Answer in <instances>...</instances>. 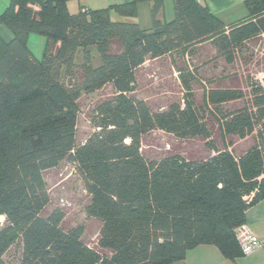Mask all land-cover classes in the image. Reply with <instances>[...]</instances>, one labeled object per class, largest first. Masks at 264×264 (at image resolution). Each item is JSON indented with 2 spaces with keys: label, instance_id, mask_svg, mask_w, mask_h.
I'll list each match as a JSON object with an SVG mask.
<instances>
[{
  "label": "trees",
  "instance_id": "trees-1",
  "mask_svg": "<svg viewBox=\"0 0 264 264\" xmlns=\"http://www.w3.org/2000/svg\"><path fill=\"white\" fill-rule=\"evenodd\" d=\"M69 1L11 0L0 15L11 34L0 37V264L14 248L19 264H171L200 245L244 255L234 230L264 199V0H244L247 17L228 27L194 0H173L169 22L163 0L76 13ZM140 3L151 5L149 29L135 21ZM30 35L45 40L41 58ZM162 61L182 96L153 110L137 80ZM108 86L76 145L78 101ZM157 132L201 149L153 154L145 143ZM63 161L99 224L95 247L50 207L44 173Z\"/></svg>",
  "mask_w": 264,
  "mask_h": 264
},
{
  "label": "rangeland",
  "instance_id": "rangeland-1",
  "mask_svg": "<svg viewBox=\"0 0 264 264\" xmlns=\"http://www.w3.org/2000/svg\"><path fill=\"white\" fill-rule=\"evenodd\" d=\"M71 2H75V5L77 4L76 0H72ZM144 7L145 5L137 9L139 25L142 29L148 27L145 25L146 23L150 25L151 21L150 15L146 14L147 11L143 9ZM71 11L77 12L79 8L76 6ZM44 43L45 40L41 36H29L28 48L36 58H41ZM207 55H209V58L213 56V52L209 49ZM80 57L81 51H78L75 61L78 62ZM202 58V54H197L191 59V63L198 65ZM222 65L220 63V66ZM257 78L264 86V74L257 75ZM137 85V97L146 100L153 110L166 107L169 101L175 100L178 95L179 97L182 96L181 87L177 82V74L171 71L166 61L148 63L139 72ZM195 88L198 87L195 86ZM111 92L112 90L108 86L104 90L94 94L83 95L78 101L79 114L76 127V145L83 143L92 132L91 117L95 104L102 98L110 95ZM200 93L199 89L196 92L198 98L200 97ZM145 145H148L149 150L156 155L162 154L168 148L192 155L201 149L199 142L194 141L184 144L183 142L173 140L170 136L161 132L154 133L148 137ZM238 146H241V148L244 147L242 143H239ZM44 181L50 197V207L60 208L65 213L66 223L69 226L83 225V242L89 247H95L99 224L92 219H87L85 216L84 207L87 203L88 196L75 166L68 161H63L57 168L44 173ZM3 225L4 218L0 217V228ZM18 255L17 248H14L9 251L4 259L8 264H19Z\"/></svg>",
  "mask_w": 264,
  "mask_h": 264
},
{
  "label": "crops",
  "instance_id": "crops-1",
  "mask_svg": "<svg viewBox=\"0 0 264 264\" xmlns=\"http://www.w3.org/2000/svg\"><path fill=\"white\" fill-rule=\"evenodd\" d=\"M11 0H0V15L7 9ZM75 2L69 1L67 9L70 13L74 7L79 10H99L112 5H118L131 0H76ZM199 5L208 8L209 12L220 19L225 27L236 24L247 17V11L243 7L244 0H194ZM145 7L146 14L150 15V3H140L138 7ZM138 9V8H137ZM140 9V8H139ZM78 12V11H77ZM138 12V10H137ZM138 13L135 21L140 24ZM150 17V16H149ZM174 17L173 0H163V10L159 15V19L169 22ZM151 19V18H150ZM140 26V25H139ZM144 29H149L150 25H146ZM0 37L4 41L11 38L8 29L0 24ZM245 225L250 232L261 242H264V199L260 200L255 205L248 208L245 213ZM171 264H264V250L258 249L248 255H242L233 260H230L221 253V251L214 245H200L186 252L184 258L179 261L172 262Z\"/></svg>",
  "mask_w": 264,
  "mask_h": 264
},
{
  "label": "built area",
  "instance_id": "built-area-1",
  "mask_svg": "<svg viewBox=\"0 0 264 264\" xmlns=\"http://www.w3.org/2000/svg\"><path fill=\"white\" fill-rule=\"evenodd\" d=\"M234 234L244 255H248L258 249L264 250V242L259 241L245 224L236 228Z\"/></svg>",
  "mask_w": 264,
  "mask_h": 264
}]
</instances>
